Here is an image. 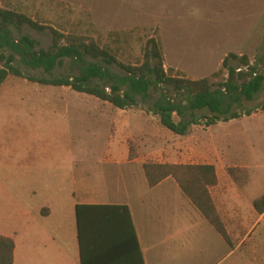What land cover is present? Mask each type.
Wrapping results in <instances>:
<instances>
[{"label":"rangeland","instance_id":"rangeland-1","mask_svg":"<svg viewBox=\"0 0 264 264\" xmlns=\"http://www.w3.org/2000/svg\"><path fill=\"white\" fill-rule=\"evenodd\" d=\"M0 7L64 35L93 40L109 49L124 66L140 64L145 44L152 38L160 44L168 74L189 80L205 78L213 85L226 78L221 65L229 54L247 56L252 63L264 58V0H0ZM23 35L37 41V50L51 44L48 32L39 33L27 26L13 30L16 38ZM16 66L25 76L38 78L79 74L70 59L50 74L18 63ZM260 68L264 73L263 64ZM110 70L124 73L117 65ZM154 101L118 116L115 107L95 97L9 77L0 87V230L9 232L34 225L30 217L33 210L65 194L67 205L72 204L70 194L77 188L78 160L91 148L105 152L112 110L133 133L130 146L141 161L164 162L169 160L164 155L168 147L186 148L182 143L186 138L163 129L150 113ZM263 106L264 87L253 101L245 103L246 109L259 108V114L209 128L201 119L190 134L191 142H203L212 161L219 164V174L228 172L243 187L246 197L232 202L240 205L244 219L241 238L253 225L254 239L249 236L241 242L240 252L232 258H226L224 250L205 260L199 252V229L191 228L202 222V216L181 210L172 192L169 198H162L159 212L151 216V221L139 217L136 223L150 246L160 245L156 251L167 264H264V219L258 221L250 203L264 193ZM141 124L143 132L138 130ZM199 160L192 155L188 161ZM101 170L109 172L108 167ZM89 171V181L102 185L99 177L96 179L100 171ZM132 173L138 193L144 192L147 184L142 170L140 182L138 168ZM74 221L71 214L67 222L73 231Z\"/></svg>","mask_w":264,"mask_h":264},{"label":"trees","instance_id":"trees-1","mask_svg":"<svg viewBox=\"0 0 264 264\" xmlns=\"http://www.w3.org/2000/svg\"><path fill=\"white\" fill-rule=\"evenodd\" d=\"M24 26L39 33L48 32L50 46L37 50V41L29 36L14 37L13 30ZM0 51V87L9 77L22 78L44 87L69 88L123 111L155 99L150 113L163 129L180 137L189 136L201 119L206 127H210L251 116L259 108L246 109L245 103L253 101L264 87V73L260 68V64L264 66V58L252 63L247 56L229 54L221 65L226 70V78L213 85L205 78L189 80L168 74L160 44L152 38L145 44L140 64L124 66L109 49L99 47L93 40L64 35L43 27L24 14L1 7ZM69 59L78 68V75L38 78L25 76L16 66L18 63L50 74ZM113 65L121 67L124 73H113L110 70ZM129 149L130 160H133L135 155L131 146ZM215 170V166L203 164L146 162L143 165L149 188L167 178L173 179L185 198L230 244L210 194V189L217 185ZM253 208L258 215L264 213V195L253 201ZM75 219L80 264H144L126 206L76 205ZM14 248L12 238L0 235V264H13Z\"/></svg>","mask_w":264,"mask_h":264},{"label":"crops","instance_id":"crops-1","mask_svg":"<svg viewBox=\"0 0 264 264\" xmlns=\"http://www.w3.org/2000/svg\"><path fill=\"white\" fill-rule=\"evenodd\" d=\"M107 104L109 103H105V105ZM116 110L119 112L118 116L125 114L127 111L118 108ZM115 111H111L114 114H112L109 120L111 129L108 131L109 138L105 152L100 153L95 148H91L83 152L82 156L85 158L78 160L77 188L76 191H72L70 194L72 204L67 205L68 195L65 194L63 197H57L53 201L50 200L47 205L36 207L30 214V217L35 222L34 225L19 227L9 232L0 230L1 236L12 238L14 241L13 264H80L77 234L75 239L76 226L74 225L75 230L73 231L69 228L67 222L71 214L75 218L76 205L126 206L133 220V226L141 248L140 251L144 264H167V262L156 251L157 247L160 246L159 244L150 246L147 243L146 236L137 228V218L141 217L146 221H151V216L159 212V206L162 205V198H169L172 192H175L177 195V204L181 210H187L192 213L198 212L197 214L202 216L190 201L185 198L175 181L171 178L165 179L154 188H149L146 181L147 186L143 187L144 192L138 193V184L135 183L132 169L138 168L137 178L139 180L140 170L143 172V165L146 162L136 157L130 160L129 147L130 141L134 139L133 133L129 132L122 124L120 117L115 115ZM257 113H253L251 116ZM138 130L140 132L144 131L142 124ZM187 137H181L186 138L182 142L187 145L186 148L180 145L178 147H168L164 155L169 160L160 162L159 164H203L215 166L217 185L210 189V194L216 210L224 222L230 244L209 225L210 223L203 216V220L201 219L202 222L200 221L199 224L193 225L191 228L199 229V252L205 260H211L224 252V250H226V258H232L240 252L241 242L249 236L254 239L252 237L254 231L252 229L253 225L241 238V227L244 225V219L240 215V205L232 202L233 200L240 201L246 197V194L242 192L243 187L233 181L228 172L220 171L219 174V164L216 161H212L214 158L203 147V142L196 139H194V142H191L190 135ZM154 142L151 143L154 144ZM192 155L199 156L200 160L197 162L188 161ZM103 167H108L109 172L102 171L101 168ZM91 169L100 171L96 179L99 177L98 180L102 182V185L97 186L89 181L91 177L89 170ZM261 197L251 199V205L253 206V201ZM251 212H254L258 216V221L264 219V213L258 215L255 210ZM22 216L24 217L25 215L22 214Z\"/></svg>","mask_w":264,"mask_h":264},{"label":"built area","instance_id":"built-area-1","mask_svg":"<svg viewBox=\"0 0 264 264\" xmlns=\"http://www.w3.org/2000/svg\"><path fill=\"white\" fill-rule=\"evenodd\" d=\"M239 71V70H238Z\"/></svg>","mask_w":264,"mask_h":264}]
</instances>
